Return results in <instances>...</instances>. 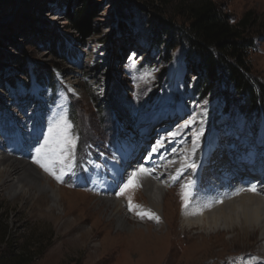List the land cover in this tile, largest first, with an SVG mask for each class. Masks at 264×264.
Masks as SVG:
<instances>
[{"label": "rangeland", "instance_id": "1", "mask_svg": "<svg viewBox=\"0 0 264 264\" xmlns=\"http://www.w3.org/2000/svg\"><path fill=\"white\" fill-rule=\"evenodd\" d=\"M190 1L89 0L93 11L85 36L68 20L69 11L82 8L79 0H0L1 146H9L14 158L37 166L36 149L46 143L51 120L67 128L65 142L71 146L65 153L68 168L59 170L54 161L57 168L47 178L55 190L61 187L66 192L65 201L59 198L53 203L31 187H25V194L11 195L0 172V262L11 263L23 254L26 264H141L135 250L124 249L126 241L117 232L125 229L101 206L91 167L107 168L108 160L120 159L112 196L121 198L129 225L143 228L146 220L135 217L134 210L144 208L146 194L136 186L123 195L117 193L133 178L128 171L134 164H147L149 149L161 148L185 127L183 173L163 193L173 231H180L188 208L194 211L189 204L192 180L205 176L204 170L215 166L226 173L231 169L250 179L249 186L263 178L264 116L255 111L241 114L235 104L227 108L216 91L204 98L194 91L197 77L180 36L188 25ZM212 1L231 23L250 15L254 46L248 61L251 75L264 83V0ZM154 15L172 28L167 26L158 41L150 24ZM168 43L174 46L166 61ZM171 66L180 77L168 84L174 78ZM19 125L31 126L27 143L41 141L32 146L37 148L31 154L18 145ZM37 126L45 130L38 132ZM37 168L46 174L40 164ZM129 201L138 207L129 211ZM193 218L201 219V214ZM149 224L151 231L158 227ZM229 236L210 240L216 246L207 251L219 257L216 264H247L249 259L264 264L258 253L264 242L257 244L255 237L229 245Z\"/></svg>", "mask_w": 264, "mask_h": 264}, {"label": "bare ground", "instance_id": "2", "mask_svg": "<svg viewBox=\"0 0 264 264\" xmlns=\"http://www.w3.org/2000/svg\"><path fill=\"white\" fill-rule=\"evenodd\" d=\"M176 73L175 67L171 66L170 75H174V78L168 79V84L178 80L180 76H176ZM36 102L39 104L38 101ZM43 113L44 110L41 114L43 115ZM51 121L54 123L46 126V129L48 127V130H46L48 132L46 133L47 144L42 142L38 147L44 146L42 152L39 155L38 153L35 154L36 158L40 159L41 163L49 169L45 175L38 170V163L35 166V164L25 158H14L11 154V149H8L9 146L3 143L1 146L0 143V166H3L0 172L4 176V182L9 184L11 195L25 194V187H31L36 192L47 195L53 203H56L59 198L65 201L66 192H63L61 187L58 191L55 190L49 185L47 178L52 177L53 169L57 168L55 164L53 165L54 161H58L59 170L64 167L66 169L69 160L66 159L65 153L71 151V146L65 142L68 135V131L66 132L67 128H63L62 122L58 123L59 126L57 127L54 125L56 124L55 121ZM42 126H37L35 129L39 128L37 131L41 132V129H44L41 128ZM30 128L31 126L19 125V131L16 134L18 145H21L23 149H27L26 154H31V151L37 148L32 146L41 142L38 140L26 142L25 138L30 133ZM49 128H53L54 131L50 133ZM186 130L187 128L185 127V129H180L174 135L169 136L167 139L169 140L168 143H164L161 148L154 151L149 149V155L147 159H144L147 164H143V161H141L134 164L128 171V175H132L134 178L135 186L140 187L147 196L144 208L134 210L135 217L141 218L137 213L145 211H150L155 217H158V219H150L148 216H144L143 218L146 221L142 224L143 228L138 227L136 229L129 225L131 222L123 210L125 206L121 198L112 196V192L115 189V180L120 176L118 173V171L120 172V164H122L120 159L117 157L116 159L108 160L107 164L105 163L107 168L91 167L93 171L91 177L101 192V206L110 211L112 219L122 229H125L122 232H117L126 241V244L123 241L124 249L126 251L135 250L139 255L141 264H216L219 261V257H214L215 254L207 250L216 246V243L210 241L212 237L224 234L230 235L227 242L229 245L238 239L247 241L255 237L257 238V244L264 242V181L258 182V184H255V182L253 184L255 190L250 191L248 189L253 182L249 186L250 181L241 173L233 174L231 169L226 173H222L223 170L215 166L204 170L205 176L201 175V178L192 180L189 204L190 207L194 208V211L188 208L184 212L183 217L185 219L183 221L185 222L182 227L180 226V231H173L171 227L169 228L165 213L167 208L166 194L163 195V193L165 187L183 173L185 163L181 155L187 153L186 143L188 135ZM18 134H22V136L19 137ZM56 145L59 148H56ZM138 147L139 143L138 146L134 147V150L137 148L134 153H138ZM150 153H152L151 156ZM118 156L120 157L121 155L118 154ZM170 166L174 167V169H171ZM141 168L147 171H139ZM159 177H162V180ZM125 202L127 205V200ZM196 213L201 214V219L193 218ZM149 223H157L158 227L155 231L150 230ZM142 229L145 232H142ZM120 244L123 247V244ZM259 252L263 255L261 262H264V249H259ZM246 262L247 264H252L255 260L249 259Z\"/></svg>", "mask_w": 264, "mask_h": 264}, {"label": "trees", "instance_id": "3", "mask_svg": "<svg viewBox=\"0 0 264 264\" xmlns=\"http://www.w3.org/2000/svg\"><path fill=\"white\" fill-rule=\"evenodd\" d=\"M81 3L80 10L68 12V20L73 29L86 36L90 32L88 20L93 10L89 0H79ZM186 8L188 25L181 29L180 36L188 49L186 59L191 60L192 72L197 77L194 91L202 98L216 91L227 108L235 104L241 114L255 111L264 116V83L251 75L248 61L249 50L254 46V38L248 29L253 21L250 15L231 23L212 0H192ZM152 17L150 24L155 27L157 40L160 33L166 32L167 26L172 29L171 23L157 15ZM167 35L173 38L170 33ZM173 46L166 45V61ZM25 262V255L19 254L11 263L0 264Z\"/></svg>", "mask_w": 264, "mask_h": 264}, {"label": "snow or ice", "instance_id": "4", "mask_svg": "<svg viewBox=\"0 0 264 264\" xmlns=\"http://www.w3.org/2000/svg\"><path fill=\"white\" fill-rule=\"evenodd\" d=\"M58 127V126H57ZM54 131L53 128H49V132L52 133ZM69 143H72L71 141H69ZM47 144V141H46ZM44 146L42 145L41 148L36 149L38 155L42 152ZM36 163L40 164L41 167H44L46 171H48L49 169L43 164L41 163L40 159H37L35 161ZM139 171L141 172H146V169L141 168ZM57 179H59V177H56ZM135 183H134V178H129V180L123 185V187L121 188L120 192L117 193V195H123V193L129 189V187H134ZM248 190L250 191H254L255 190V186H251ZM134 207H138V205H133L131 201H129L128 204V208L129 211H132L134 209ZM137 215L141 216V218H143L144 216H148L150 219H158V217H155L154 214H152L150 211H145V212H138Z\"/></svg>", "mask_w": 264, "mask_h": 264}]
</instances>
